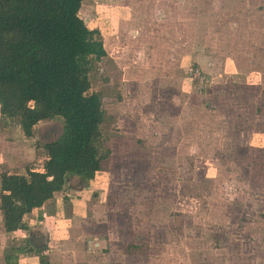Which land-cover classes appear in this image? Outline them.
Listing matches in <instances>:
<instances>
[{
	"label": "rangeland",
	"instance_id": "1",
	"mask_svg": "<svg viewBox=\"0 0 264 264\" xmlns=\"http://www.w3.org/2000/svg\"><path fill=\"white\" fill-rule=\"evenodd\" d=\"M80 16L107 50L90 92L110 154L59 193L55 227L22 237L0 209V264H264V0H83ZM63 129L28 137L0 114V194Z\"/></svg>",
	"mask_w": 264,
	"mask_h": 264
},
{
	"label": "trees",
	"instance_id": "2",
	"mask_svg": "<svg viewBox=\"0 0 264 264\" xmlns=\"http://www.w3.org/2000/svg\"><path fill=\"white\" fill-rule=\"evenodd\" d=\"M82 2L0 0V114L18 118L28 137L41 120H64L62 135L45 144L43 171L1 175L7 232L27 230V214L64 190L69 176L94 179L110 154L101 140L102 94L90 92L94 62L107 50L100 29L80 16ZM40 255V264H49Z\"/></svg>",
	"mask_w": 264,
	"mask_h": 264
},
{
	"label": "crops",
	"instance_id": "3",
	"mask_svg": "<svg viewBox=\"0 0 264 264\" xmlns=\"http://www.w3.org/2000/svg\"><path fill=\"white\" fill-rule=\"evenodd\" d=\"M47 155H46V159H47ZM39 171H43V169H41V170H39ZM74 180V181H76V179H79L80 181H83L79 176H77V175H72V176H69L68 177V179H67V183H69V181L70 180ZM78 180V181H79ZM67 183H66V185H67ZM83 190L82 191H84L85 190V188H82ZM59 193H64L63 192V190L61 191V192H59ZM59 193H57V195H56V198H57V200H56V204H55V208H54V212L53 211H50V210H48V208L46 209L45 207H46V205H47V202L46 203H44V205H42L41 207H38V208H35L31 213H29L30 215H33V217H31L30 218V220L28 219H26L27 218V215L25 216V222H26V224L28 225V229L27 230H18V231H16V232H11V233H22V237L23 236H25L24 235V233L25 232H27V231H29L30 229H33V228H35V226H36V224H38V223H45L44 225H47V226H52V228H53V226L55 227V222H56V220H60L59 218H60V210H61V206H60V208H59V204H61V202H59L60 200H61V198L63 197V196H59L60 194ZM73 200V199H72ZM29 217V216H28ZM44 218V219H43ZM30 232H31V230H30Z\"/></svg>",
	"mask_w": 264,
	"mask_h": 264
}]
</instances>
